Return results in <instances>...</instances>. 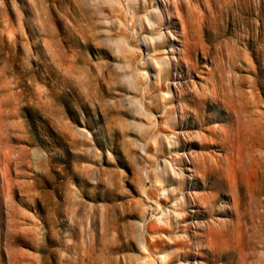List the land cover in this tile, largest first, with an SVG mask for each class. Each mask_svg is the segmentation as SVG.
Returning a JSON list of instances; mask_svg holds the SVG:
<instances>
[{
	"label": "rangeland",
	"instance_id": "374dc122",
	"mask_svg": "<svg viewBox=\"0 0 264 264\" xmlns=\"http://www.w3.org/2000/svg\"><path fill=\"white\" fill-rule=\"evenodd\" d=\"M0 264H264V0H0Z\"/></svg>",
	"mask_w": 264,
	"mask_h": 264
},
{
	"label": "bare ground",
	"instance_id": "6f19581e",
	"mask_svg": "<svg viewBox=\"0 0 264 264\" xmlns=\"http://www.w3.org/2000/svg\"><path fill=\"white\" fill-rule=\"evenodd\" d=\"M190 63V62H189ZM199 169V168H198ZM193 170V169H192ZM201 170V169H200Z\"/></svg>",
	"mask_w": 264,
	"mask_h": 264
}]
</instances>
